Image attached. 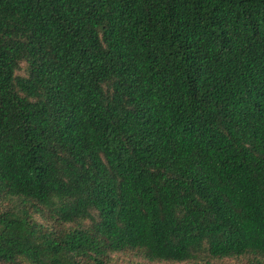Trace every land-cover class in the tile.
Here are the masks:
<instances>
[{"label": "trees", "instance_id": "1", "mask_svg": "<svg viewBox=\"0 0 264 264\" xmlns=\"http://www.w3.org/2000/svg\"><path fill=\"white\" fill-rule=\"evenodd\" d=\"M0 264H264V0H0Z\"/></svg>", "mask_w": 264, "mask_h": 264}]
</instances>
